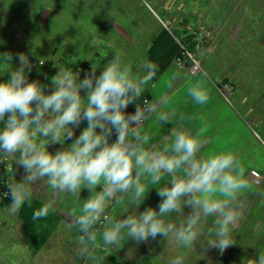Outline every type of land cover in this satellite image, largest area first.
<instances>
[{"label":"clouds","instance_id":"clouds-1","mask_svg":"<svg viewBox=\"0 0 264 264\" xmlns=\"http://www.w3.org/2000/svg\"><path fill=\"white\" fill-rule=\"evenodd\" d=\"M16 58L19 68L0 81V161L12 157L26 173L7 184L10 212L30 204L37 182L46 180L52 192L73 198L68 215L74 219L66 227L81 234L80 255H87L90 247L119 249L125 239L140 243L158 235L171 237L177 247L190 250L205 230L207 249L223 253L234 243L232 229L243 218L245 207L241 197L252 187L237 154L228 149L204 155L202 148L208 141L184 129H173L171 141L158 149L149 147L152 135L146 123L151 120L160 125L175 116L165 94L155 101L145 99L133 114L125 111L156 77V63L145 61L136 70L116 51L98 76V65L93 64V71L82 80L79 73L59 66L52 77L53 88L45 94L46 85L28 80L29 57L21 53ZM12 59L10 52L0 53V76L11 68ZM176 78V73L170 75L168 87ZM187 93L198 105L209 102L210 89L203 80L190 84ZM84 121L87 126L74 142L54 154L47 150L50 143L63 145L72 140L74 129ZM113 132L116 138L110 142ZM150 185L158 186V211L147 207L137 212ZM82 189L89 191L87 199L80 198ZM56 203L47 200L33 213V220L46 218ZM110 205L121 206V216L127 213L126 217L114 219L108 214ZM185 206L191 209L187 216L183 215ZM172 214L184 218L176 224L168 219ZM208 217L213 218L214 227L206 229ZM102 221L101 230L96 226ZM170 264H184V259L177 256ZM244 264H264V253Z\"/></svg>","mask_w":264,"mask_h":264},{"label":"rangeland","instance_id":"rangeland-1","mask_svg":"<svg viewBox=\"0 0 264 264\" xmlns=\"http://www.w3.org/2000/svg\"><path fill=\"white\" fill-rule=\"evenodd\" d=\"M1 2L5 5H0L2 17L11 18V14L15 15L13 20H8V28L19 27L27 31V38L24 36L22 40L31 41L35 37L39 40L38 35H43L45 31L42 24L45 12H50L46 24L52 25L53 57L48 48L45 54L37 52L43 50L42 47L24 54L30 55L34 59L33 63L38 62L39 66H44V59H39L46 55L57 70L63 63L73 72L80 73L81 61L89 53L85 55L84 52L76 51L85 50L87 43L90 46L100 45V50L98 46L94 47L100 51L97 61L103 68L119 49H122L124 57L130 52L129 44L125 41L128 37L135 42L134 52L139 51L138 60L133 67L140 70L145 62L142 52L145 44L162 29L178 38H182L185 32L193 36L197 44L195 52L190 53L200 65L201 69L197 74L191 75L189 67H185L182 62L178 64L180 67L172 64L159 80L150 82L141 97L130 103L125 111L133 114L136 106L145 98L151 102L153 98L155 101L165 94L170 99L169 109L175 111V116L172 117V122H162L160 125L153 124L151 120L146 123V130L152 135L149 147L155 145L158 149L163 143L171 141L170 133L173 129H184L194 134L199 133L208 141L202 148L204 155L228 149L237 154L252 187L241 197L245 207L243 218L232 229L234 243L223 253L212 247L207 249L209 237L205 230L190 250L177 247L171 237L165 239L158 235L154 240L156 246L152 248L148 247L150 240L137 243L126 239V246L129 243L127 252L102 247L103 252L117 260L121 259L122 264L125 257L136 260L137 256L149 258L151 264L153 257L154 264H164L162 258L167 259L166 264H170L177 256L184 259V264H244L246 260L258 258L259 252L264 253V0ZM21 21L27 26L20 25ZM33 33L35 37L31 35ZM69 43L71 44L68 45ZM186 58L189 59L187 56ZM86 60L91 63L96 61L89 57ZM95 73L97 76L100 74ZM172 73H176L177 78L168 87ZM197 80H203L210 89L209 102L205 105L194 103L187 93L189 85L195 84ZM81 95H85L83 90ZM149 187L156 189L158 186ZM157 199L161 201L159 196ZM144 203L150 205L153 202ZM111 206L113 208L115 205ZM143 211L141 206L137 208V212ZM190 212V207L185 206L183 215L187 216ZM126 215L124 213L121 216V212H117L115 217L124 218ZM183 218L179 215L177 219H173L171 215L168 219L179 224ZM205 225L206 229L214 227L213 218L208 217ZM103 226L99 229L102 230ZM163 247H166L165 250ZM136 261V264L141 263L140 260Z\"/></svg>","mask_w":264,"mask_h":264},{"label":"crops","instance_id":"crops-1","mask_svg":"<svg viewBox=\"0 0 264 264\" xmlns=\"http://www.w3.org/2000/svg\"><path fill=\"white\" fill-rule=\"evenodd\" d=\"M2 3L3 2H1L0 0V5L4 7L5 5H3ZM48 14H50V12L46 10L45 19H44V22L42 23L45 26L44 34L38 35L39 40L35 37L34 33L31 34L35 37L34 40H31V41H29L28 39L22 40V38L25 36V33L27 32L26 30L20 29L19 27L17 29H14L13 27L12 29L8 28L10 27L8 20H11V19L13 20L15 18V15L11 14V18H7L6 16L2 17L0 15V24H1L0 41H3V43L0 44V53L10 52L13 56V59L10 62L11 68L5 71L3 76H0V81L7 80L9 78L10 71L16 68H19L20 64L16 57L21 53L24 54V52H27V53L35 52L36 50H38V48L42 47L43 50H38L37 52H40V54L42 53L45 54V51L48 48V51L53 57V50H52L53 30L50 28L52 25L50 26L46 24ZM20 25L27 26V24L24 21H21ZM159 32L156 33L152 39H149L148 43L145 44L144 49L142 50V52H144V55H145V61H147V51L149 47L151 46L152 42L155 40V38L159 34ZM184 34L186 33L184 32L183 35ZM25 38L27 37L25 36ZM125 41H127V43L129 44L128 46L130 49V52L125 54V58L127 61L131 62L134 65V63L138 60L139 51L134 52V48L136 47H134L135 42L133 41V39H131V37H128L127 40ZM70 44L71 43H69L68 45ZM94 46H98V49L100 48L99 44L98 45L96 44ZM94 46H90L87 43L85 50L82 49V51L79 50V51H76V53L84 52L85 55L86 53H89L87 54V56L91 60L96 59L97 61L100 58L98 55L100 52L99 51L100 49L97 50ZM118 51L122 53V49H119ZM87 56L84 57L85 59L84 61H81L82 71L79 73V76H78V78H80L81 80L85 77V74H90L91 71H93V67H92L93 64L98 65L95 69V72L100 73V71L103 70L102 65L98 61L97 63L96 61H93V63H91L89 60H86L88 59ZM28 57H29V61L31 65L33 64L39 65L38 62L33 63L34 59L31 58L30 55ZM42 59H44V66L51 70V73L53 76L56 75L58 70L52 64L51 60H49L46 55H44V57L39 60H42ZM172 64H176L177 66L180 67V65H178L176 61H174ZM172 64H170L169 66H171ZM62 66L65 67L63 63H62ZM168 68L165 70V72L168 70ZM74 73H78V72L74 71ZM162 75L160 76V78L162 77ZM52 88H53V85H52V79H51L49 82L46 83L45 94L50 93ZM5 119H7V114L5 116ZM0 125H2V122H0ZM86 126H87V122L86 121L82 122L79 128L74 129V136L72 140H66L63 145L59 143H56V144L50 143L47 146V150L53 154L58 150H63L68 145H70L72 142H74L75 138L79 136L80 132ZM152 131L153 133L155 132V130H152ZM13 159L14 158L12 157H8L4 161H0V173H1L2 167L5 164H9L13 169L12 173H13L14 178L21 180L26 175V173L23 167L19 165L16 161H13ZM165 179H168V178L165 177ZM37 183L39 184L35 186L33 189V195H32L33 199H35L41 205L46 203L47 200L49 199H55L57 201L56 206H55V211L52 212L51 215H48L46 218L40 219L44 227L42 233L43 234L46 233L52 227H54V229L52 233L49 235L48 239L40 246V248L37 251L34 252L33 248L38 242L39 233L32 231L28 226H26L23 223V220L20 217L22 207L19 208L16 212H10L8 210L10 207V203H11L10 202L7 205L5 210L0 209V264H122L120 262L121 259L117 260L109 253L103 252L102 247H97L94 249L90 247V251L87 255L78 254L79 249L81 247L79 244L80 236L78 235V231L75 228L69 230L66 227V223L74 219L73 217H70L68 215L69 211L72 210L73 208V198L65 194L52 192V190L47 186L46 180H41L40 182H37ZM89 195L90 193L87 189H82L80 198L84 200V199H87ZM157 197H158L157 188L149 189L145 197V198H148V200L144 199L143 203L140 206L142 207L143 210H145V208L147 207H151L154 210L158 211L157 207L159 206L160 202L158 201ZM150 201L153 202L150 205H148V203H144V202H150ZM82 202L83 201H81V203ZM151 205H155V206H151ZM76 212L77 214L79 213L78 207L76 208ZM108 212H109V215H111L114 219L122 218V217H115V214L117 212L119 213L121 212V206L119 205H115L113 208L112 206L109 207ZM28 213L30 214L32 213L29 218L33 222L34 220L32 217H33L34 212L32 211ZM37 221H34L33 223L37 224L38 223ZM154 243L156 246V241H154ZM127 246H126V239H125V242H123V245L120 246L119 249H115V250L116 252L125 253L128 250ZM165 248L163 247L162 249L165 250ZM93 256L96 257V260L91 259V257ZM136 260H140L141 261L140 264H151L150 259L145 258L143 256H137ZM136 260H134V258L127 259L125 257V259H123L124 261L123 264H136V262H138ZM162 260L164 261V264H166L167 259L164 260L162 258ZM152 261L154 264V261H155L154 257Z\"/></svg>","mask_w":264,"mask_h":264},{"label":"trees","instance_id":"trees-1","mask_svg":"<svg viewBox=\"0 0 264 264\" xmlns=\"http://www.w3.org/2000/svg\"><path fill=\"white\" fill-rule=\"evenodd\" d=\"M182 38L176 37L173 33L162 29L155 40L152 42L151 46L147 51V61H151L156 63L159 66V71L157 72L156 77L151 83H154L159 79V77L165 72V70L176 60H180L185 67H189L191 61L186 58L187 53H194L196 42L194 41L193 36L184 34L181 36ZM68 68V67H67ZM53 75L51 70L46 68L45 66H39L37 64L32 65L31 71L28 73V80L33 81L36 80L42 85H46L52 79ZM111 142V137H110ZM41 204L37 202L35 199H31L30 204H25L22 207L20 217L23 220V223L28 226L32 231L39 233L38 242L34 246V252L37 251L40 246L48 239L49 235L52 233L54 227L50 228L46 233L43 232V224L42 221H37V224H34L31 219V216L28 212H36L41 209ZM109 211V210H108ZM28 213V215H27ZM51 215V213L49 214ZM174 219L179 217L178 214H172ZM36 225V226H35ZM78 235L81 234L78 232ZM150 242L148 243V247H154L155 243L152 238H149Z\"/></svg>","mask_w":264,"mask_h":264},{"label":"built area","instance_id":"built-area-1","mask_svg":"<svg viewBox=\"0 0 264 264\" xmlns=\"http://www.w3.org/2000/svg\"><path fill=\"white\" fill-rule=\"evenodd\" d=\"M185 55L191 61V64H190L189 69H188L189 70V73L191 75L197 74L200 71V69H201L199 63L192 58V56L190 55V53H187L186 52ZM176 62L178 64H181V61L180 60H176ZM142 102L139 103V104H142ZM115 138H116V134H115V132H113V134L111 136V142L114 141ZM12 171H13L12 167L9 164H5L2 167V170H1V173H0V209H2V210H5L6 207H7V205L11 202L10 194L6 195L7 193H9V189L7 187V184L11 180L12 181H15V180L16 181H19V179H15L14 178ZM108 214H109V212H108ZM102 226H103V221L100 224H98L96 227L99 229Z\"/></svg>","mask_w":264,"mask_h":264}]
</instances>
